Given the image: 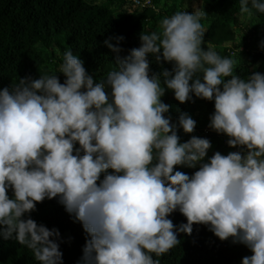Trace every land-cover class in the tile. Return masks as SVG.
Instances as JSON below:
<instances>
[{
  "label": "clouds",
  "instance_id": "1",
  "mask_svg": "<svg viewBox=\"0 0 264 264\" xmlns=\"http://www.w3.org/2000/svg\"><path fill=\"white\" fill-rule=\"evenodd\" d=\"M252 9L264 13V0H240L241 14ZM205 15L163 18L161 32L140 34V46L99 81L66 49L63 83L51 74L0 88V236L39 264H63L58 230L28 215L55 197L88 236L76 264H159L152 254L168 253L194 223L245 245L252 254L240 264H264V74L241 78L234 59L202 47ZM147 54L171 71L150 75ZM166 89L181 103L214 101L208 126L241 150L205 160L207 138L179 142L177 127L192 133L196 121L181 113L170 123ZM174 166L198 169L189 176ZM174 211L186 222L174 225Z\"/></svg>",
  "mask_w": 264,
  "mask_h": 264
},
{
  "label": "trees",
  "instance_id": "2",
  "mask_svg": "<svg viewBox=\"0 0 264 264\" xmlns=\"http://www.w3.org/2000/svg\"><path fill=\"white\" fill-rule=\"evenodd\" d=\"M163 0L169 14L157 10L161 0H151L153 6L141 7L131 0H0V88L9 87L19 78H38L39 75L55 74L59 82L65 77L57 72L63 63V54L71 49L73 55L83 61L85 71L94 82L103 79L107 72L117 67L115 58H123L131 48L139 47L140 34L161 32V18L170 17L179 11H191L192 3L205 12L201 23L205 32L202 47L211 45L221 57L236 61L234 74L246 79L252 72L264 74V55L257 49L264 47V13L252 9V15L240 13V0ZM154 8L156 9L154 11ZM116 37H123L117 41ZM119 47V52L110 50L103 41ZM229 44V45H228ZM149 74H159L163 69L171 71L172 63L163 59L158 63L152 54H147ZM162 79V77H161ZM163 86V85H162ZM174 103H180L184 113L196 121L192 133H184L177 127L179 142L190 136L207 138L214 143L211 152L229 147L228 137L216 133L209 125V116L214 111V101L192 97L183 103L175 100L171 90H165ZM179 113L172 115L174 123ZM211 131L203 133V128ZM78 145H74L77 147ZM197 167L174 166V170L188 174ZM111 171V170H109ZM102 178V175H101ZM7 194L11 198V189ZM37 224L49 229L56 228L60 234L57 243L62 252L63 264H76L82 255V247L88 238L82 225L75 221L58 203L57 198H45L36 203L29 214ZM174 225L186 222V218L174 211L168 217ZM180 243L168 253L156 257L159 264H240L251 251L231 238L220 240L206 225L193 224L191 234L178 233ZM0 264H39L31 250L14 239L0 236Z\"/></svg>",
  "mask_w": 264,
  "mask_h": 264
},
{
  "label": "rangeland",
  "instance_id": "3",
  "mask_svg": "<svg viewBox=\"0 0 264 264\" xmlns=\"http://www.w3.org/2000/svg\"><path fill=\"white\" fill-rule=\"evenodd\" d=\"M197 1V3L198 4H200V2L198 1V0H196ZM198 4H196V3H192V6H191V11L190 12H192V11H194L196 8H199L200 9V7H199V5ZM174 6H175V12H177V11H179V9H180V7H179V4H173ZM156 7V9L157 10H163V12H165L164 14L165 15H170L169 14V8H170V5H168V7L166 8L164 5H163V0H161V2L159 3V5L158 6H155ZM201 10V9H200ZM161 20H162V18H161ZM202 25L204 26V23H202ZM204 28H205V26H204ZM229 45V44H228ZM161 101L162 102H164V103H166V104H168L169 105V112L168 113H166L165 115H167V116H170V123L171 122H173V120H172V115L174 114V113H179V115L181 114V113H184V111L181 109V105H180V103H174L173 101H172V99L169 97V96H162L161 98ZM178 115V116H179ZM190 116V115H189ZM211 146H210V148L206 151V156H205V160H207V158L208 157H210L212 154H211V152L213 151V149H214V146H215V144L214 143H212V144H210ZM221 150H222V148H218L217 149V151H219L220 153H221ZM230 151H234L233 149L232 150H227L225 153H221L222 155L223 154H227L228 152H230ZM216 152V151H215Z\"/></svg>",
  "mask_w": 264,
  "mask_h": 264
},
{
  "label": "built area",
  "instance_id": "4",
  "mask_svg": "<svg viewBox=\"0 0 264 264\" xmlns=\"http://www.w3.org/2000/svg\"><path fill=\"white\" fill-rule=\"evenodd\" d=\"M134 2H136L137 4L143 5L144 1H140V0H133ZM151 6V4H150ZM257 52H259L260 54L264 55V47H260L259 49H257ZM211 130L208 127L203 128V133H208ZM240 148V146H236V149L238 150Z\"/></svg>",
  "mask_w": 264,
  "mask_h": 264
}]
</instances>
